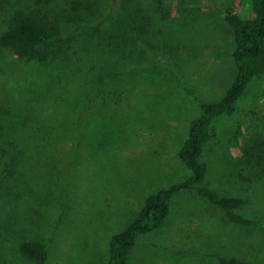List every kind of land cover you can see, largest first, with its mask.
<instances>
[{
    "label": "rangeland",
    "instance_id": "obj_1",
    "mask_svg": "<svg viewBox=\"0 0 264 264\" xmlns=\"http://www.w3.org/2000/svg\"><path fill=\"white\" fill-rule=\"evenodd\" d=\"M38 1L0 0V36ZM163 6L169 13L155 15L153 48L136 60L88 37L48 63L0 50V264H38L21 254L24 242L45 245L44 264H108L112 238L146 199L192 176L180 151L200 106L220 101L235 79L226 16L250 18L251 0ZM214 126L204 184L246 199L240 213L253 224L226 223L195 192H182L165 224L137 239L127 264H218L220 256L264 264V74ZM255 146L263 154L248 156Z\"/></svg>",
    "mask_w": 264,
    "mask_h": 264
},
{
    "label": "trees",
    "instance_id": "obj_2",
    "mask_svg": "<svg viewBox=\"0 0 264 264\" xmlns=\"http://www.w3.org/2000/svg\"><path fill=\"white\" fill-rule=\"evenodd\" d=\"M52 0L38 1L37 6L19 10L9 27L0 36V50H8L20 59L48 63L64 55L83 37L96 40L120 58L136 60L153 48L155 15H168L165 0H66L67 7H46ZM251 17L243 18L229 10L226 22L234 31L236 48L233 54L237 73L225 97L213 104L200 106V117L190 124L189 136L180 151V159L192 176L182 183L149 196L137 218L120 234L109 248L108 264H127L140 236L157 232L168 219L176 194L195 192L198 197L223 213L224 221L237 226H250L253 221L241 214L247 200L217 192L205 186L208 167L202 162L206 145L216 136L215 121L230 116L250 83L264 74V0H251ZM54 13H58L55 15ZM53 15L57 16L52 18ZM259 146V140H255ZM246 148L253 157L257 147ZM249 147V146H248ZM259 155L263 152L258 151ZM254 158V157H253ZM251 162V160H249ZM21 254L28 260L44 264L48 251L44 244L22 243ZM218 264H251L237 257L220 256Z\"/></svg>",
    "mask_w": 264,
    "mask_h": 264
}]
</instances>
